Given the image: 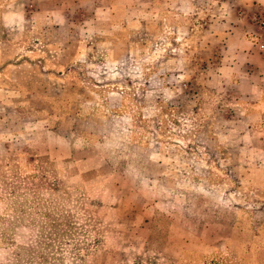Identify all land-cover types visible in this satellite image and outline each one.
<instances>
[{"label": "crops", "instance_id": "1", "mask_svg": "<svg viewBox=\"0 0 264 264\" xmlns=\"http://www.w3.org/2000/svg\"><path fill=\"white\" fill-rule=\"evenodd\" d=\"M0 1V153H106L115 188L142 195L123 202L130 227L162 240L165 257L264 264V187L227 199L223 214L221 200L187 199L203 182L200 155L233 153L236 130L257 121L260 105L243 102L264 91L248 13L264 0Z\"/></svg>", "mask_w": 264, "mask_h": 264}, {"label": "rangeland", "instance_id": "2", "mask_svg": "<svg viewBox=\"0 0 264 264\" xmlns=\"http://www.w3.org/2000/svg\"><path fill=\"white\" fill-rule=\"evenodd\" d=\"M248 14L257 24L253 32H248L254 42L252 52L264 56V47L260 46L264 44V25L260 24L264 8ZM160 47L163 43L154 48ZM140 64L145 73L155 67L150 58ZM163 64L156 66L158 70L165 69ZM186 77L183 87L188 89L193 78ZM162 81L161 77L153 78L151 85ZM243 102L251 107L260 105L249 109L254 117L251 121H257L244 132L236 130L229 142L233 153H202L200 157L204 158L198 160L204 169L197 175L203 182L194 181L187 188L189 200L204 204L221 200V214L227 199L243 200L249 188L264 187V91L260 97ZM163 120L160 110L156 127L161 133ZM103 155L106 153L102 158L91 153L74 157L68 153H0V264H175L163 254L162 240L147 237L145 229L140 231L141 239L130 227L134 224L129 221L131 215L123 214L129 209L123 202L137 203L142 195L131 194L123 185L115 188L118 176ZM188 157L190 165L193 159L190 154ZM231 166L235 167L232 174L227 172ZM213 168L222 173L217 174ZM211 183L219 189L214 190ZM188 264H196V260Z\"/></svg>", "mask_w": 264, "mask_h": 264}, {"label": "built area", "instance_id": "3", "mask_svg": "<svg viewBox=\"0 0 264 264\" xmlns=\"http://www.w3.org/2000/svg\"><path fill=\"white\" fill-rule=\"evenodd\" d=\"M260 24H263L264 25V16L261 18ZM260 46H261V48H263L264 47V44H261Z\"/></svg>", "mask_w": 264, "mask_h": 264}]
</instances>
